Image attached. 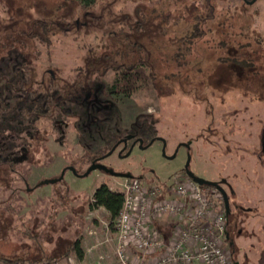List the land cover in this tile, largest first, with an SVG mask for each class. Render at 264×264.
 Returning a JSON list of instances; mask_svg holds the SVG:
<instances>
[{"label":"rangeland","instance_id":"374dc122","mask_svg":"<svg viewBox=\"0 0 264 264\" xmlns=\"http://www.w3.org/2000/svg\"><path fill=\"white\" fill-rule=\"evenodd\" d=\"M212 2L221 22L236 24L253 39L264 41V0L253 5L241 0ZM202 11L203 0H98L89 11H82L73 0H0V44L13 43L22 50L20 55L31 61L28 69H33V82L42 78L48 82L47 67L62 69L63 79L71 81L81 66L87 74L79 83L95 86L96 69L103 71L106 66L140 58L146 60L148 72L174 76L169 80L158 77L155 84L126 97L110 93L117 73L107 71L101 75V102H95L96 110L81 120L82 108L66 104L74 117L65 116L63 124H69L62 145L57 143L52 123L44 120L46 135L29 140L33 148L30 164L21 160L12 169L11 156L22 142L0 144V264L7 259L39 263L50 257L57 259L52 264H98L101 255L106 264H117L112 238L116 223L104 208L92 210L90 203L100 185L121 192L129 180L100 171L77 177L68 167L83 174L91 164L84 156L95 159L107 154L128 134H137L146 142L160 136L167 141L170 155L178 143L192 141L191 173L226 182L222 187L232 211L227 215L226 240L232 233L234 245L225 241V250L236 264H264V50L258 45L262 53H250L244 41L247 57L240 65L239 57L227 54L217 37L195 46L181 43V38L192 33V17ZM37 20L51 25L49 48L26 35L35 30L44 34L41 28L35 29ZM216 24H211L213 33L218 31ZM128 38L137 45L131 47ZM9 49L0 52V58L6 56L1 68L9 59H17V48ZM176 55L183 59L181 66L175 62ZM40 104L38 112L44 114ZM187 160L185 150L167 159L162 144L156 142L148 149L135 148L123 158L116 151L103 163L115 172L132 173L137 180L145 176L147 181L142 184L163 187L191 179L184 173ZM51 180L56 182L46 183ZM217 192L210 199L220 194L219 204L225 211L223 196ZM169 222L174 221H158L159 225ZM162 232L166 238L167 232ZM107 236V243L88 253L97 239L104 242ZM78 239L84 259L79 261L75 254L63 257ZM163 252L152 255L148 264L156 263ZM129 254L134 264H141L133 247Z\"/></svg>","mask_w":264,"mask_h":264},{"label":"trees","instance_id":"16d2710c","mask_svg":"<svg viewBox=\"0 0 264 264\" xmlns=\"http://www.w3.org/2000/svg\"><path fill=\"white\" fill-rule=\"evenodd\" d=\"M73 1L78 4V7L82 11H89L98 4V0ZM212 1L213 0H203L204 11H202V13H197L192 17V33L187 37L181 38L179 41L181 43L186 42L189 44V46H195L198 45L201 40L209 42L213 37H217L223 41L222 47L224 46V49L226 50L225 52H228L227 54H234L236 57H239L236 61L239 62L240 65L244 63V61L241 59L247 57L245 54H243V49H245L246 46H242V43L247 41V48H249L250 53L259 56L262 52L260 51L258 45L263 47L264 50L263 39H253V37L248 33L247 29H245L246 31L242 32V30L237 28L236 24L230 22H221L219 20V14L216 12L217 9ZM241 1L245 3V0ZM214 22L217 23L216 27L218 28V31H214L213 33L214 29H212L211 24ZM33 24L35 29L41 28V32L44 34L40 35L35 30L34 32L27 33L26 35L36 38L40 44L46 45L47 48H49L51 45V40L48 38V28H51V25L47 23L46 20H37ZM127 41H129L128 43L131 47L137 45V42L134 40L128 38ZM0 45H2L0 47V52L4 51L6 48H10L9 52L17 48L15 50L17 59L11 58L9 59L10 63L9 61L7 62V66L2 68L0 67V144L3 146L9 142L11 145H13V142H22L21 145L15 148V152L13 151L14 154L11 156L10 167L12 169H14V166H18L19 163H21V160H23V163L30 164V157L32 155L33 148L31 146V141L29 140L34 139L35 137L38 138L39 135H46V132L43 133L42 130L44 120H49L52 123V128L55 129L56 133L58 134V136H56L57 143L60 145L63 144L62 141H65L67 136L65 126L69 124H63L65 123V116L67 115L66 117L71 118L74 117L68 106H66L67 103L71 102V104L76 105V107L82 108V115L79 117L81 120L83 115H86L87 117L88 114L86 113L96 110L94 108L95 102H101L100 98L98 97L101 90V75H104V73L107 71L114 70L117 73L113 85L110 88V93L113 95H124L126 97H131L135 92L141 90L150 83L155 84L158 77H164L168 80L174 77L171 76V74L165 77L166 75L160 76L154 72H148L147 69L149 66L146 60L140 58L139 60L126 65L106 66L104 67L103 71L96 69V75L94 78L96 83L95 86L90 85L89 83H79L80 79L87 74V69H83L81 66H79V71L75 72L76 74H74L75 76L71 81L63 79L64 71L62 69H51L47 67V69H43L48 71V82H45L43 78L39 82L38 80H34L33 82V78H31L34 76L31 71L33 69H28L31 61L20 55L22 50H20L19 47H13L15 45L13 43H1ZM176 56L175 62H178L180 64L179 65L177 63L178 66H181L183 59H181V55ZM5 57V55L1 56L0 63L4 61ZM105 61H111V59L105 58ZM57 89H59V91ZM58 92H60V94L55 97L54 94ZM41 99H47L46 101L48 104L43 106L44 101ZM39 101H41L40 105L44 107L42 108V110L44 109V114H42L43 112H38V109L40 108L38 107L37 102ZM68 111L69 113H67ZM65 121L67 122L66 119ZM20 152L21 156L15 155L16 153ZM84 157L89 162L94 160V158H91L93 156L90 155H86ZM25 185L27 187L28 183L26 182ZM123 204L124 194L120 191L112 190L107 184L104 183L95 190L90 203V208L92 210L104 208L109 215L110 221H114L122 210ZM167 224L168 225H159L158 222L156 223L160 231L162 230L167 232L166 238L168 237L171 229H173L174 222H169ZM163 226H169L168 230H163ZM69 254H75L79 261L84 259L85 253L79 239L72 244V247L64 252L63 257ZM54 260H57L56 257L45 259V263L43 259L40 260L39 263L7 259L6 264H52Z\"/></svg>","mask_w":264,"mask_h":264},{"label":"built area","instance_id":"2783aa9c","mask_svg":"<svg viewBox=\"0 0 264 264\" xmlns=\"http://www.w3.org/2000/svg\"><path fill=\"white\" fill-rule=\"evenodd\" d=\"M121 192L124 204L112 223L115 225L117 264H134L129 249L139 253V263L148 264V259L161 251L163 255L154 264H236L224 248L228 216L221 210L217 190L208 191L193 179L163 187L145 185L137 179H128ZM174 220L172 238L162 237L155 224L162 219ZM104 242L97 243L87 251L91 254ZM100 256L98 264H106ZM60 264V263H54ZM70 264H73L72 262Z\"/></svg>","mask_w":264,"mask_h":264},{"label":"water","instance_id":"95a60500","mask_svg":"<svg viewBox=\"0 0 264 264\" xmlns=\"http://www.w3.org/2000/svg\"><path fill=\"white\" fill-rule=\"evenodd\" d=\"M256 1L257 0H245V2L248 3L249 5H253ZM132 138H133L132 135H128L126 138L121 140L118 144H120L121 142H124L125 144H127V141L132 139ZM153 142H154V140H152L151 143L146 146V148L150 147L153 144ZM164 142H165V140H164ZM139 143H140V149H143V140L140 139ZM180 147H181V145H179L177 147V150L175 151V153L171 157H169V159L176 158L178 150H179ZM115 148L113 150H111L109 153H107L105 156H103V158H106L109 155H111L113 153V151L115 150ZM132 149H133V147L126 154V156L130 155V153L132 152ZM162 154H163L164 157L167 156V154H166V146L163 147ZM190 160H191V155L188 156V160H187V163H186L185 168H184L186 173H187V175L191 179H193L195 182H197L199 185H201V186H207V187H211V188L217 189L223 196L225 212H226L227 215H230L231 208H230L229 196H228L227 191L222 187V184L218 183V182H212V181L206 180L204 178L196 177L195 175H193L191 173V171L189 170ZM68 169L71 172H73V174L76 175L77 177H86L89 174H91L92 172L102 169V165L99 164V163H96V161H94L83 174H78L74 167H68ZM106 172H111V170L110 169H106ZM62 173H63L62 175H64L66 173V169L63 170ZM112 176L118 177V178H125V179H134V176H133L132 173H120V172L112 171ZM47 182H51L52 183V182H56V181L51 180V181H46V183Z\"/></svg>","mask_w":264,"mask_h":264},{"label":"flooded vegetation","instance_id":"af4514ba","mask_svg":"<svg viewBox=\"0 0 264 264\" xmlns=\"http://www.w3.org/2000/svg\"><path fill=\"white\" fill-rule=\"evenodd\" d=\"M38 82H39V81H38ZM37 98H38V96H37ZM39 98H40V95H39ZM39 98H38V99H39ZM128 135H132L133 138L130 139V140H128V141H127V144H125L124 142H121L120 144H118L121 140H123L124 138H126ZM128 135H126L124 138H121L120 140H118V141L114 144V146L111 148V150H113L115 147H116V148H115V150L113 151L112 154H115V152L118 151V155H119V157L123 158V157L126 156V154L130 151V149H131L132 147H133L132 151H133L135 148H139V149H140V143H139V141H140V139H142V140H143V150L149 148V147L146 148V146H147L148 144H150L152 140H154L153 144L156 143V142H160V143L162 144V150H163V147L166 146V154H167L166 158H167V159H169V157H171V156L175 153V151L177 150V147H178L179 145H181V147L179 148L177 155H178L179 152L182 151V150H185L188 156H189V155H192V148H193V147H192V144H193V143H192V141H190V140L187 141V142H180V143H178L177 146H176V148L174 149V151H173L172 154L170 155V154H168V144H167V141L164 142V139H163L162 137H160V136H154V137L151 138L148 142H146L145 139L139 137L137 134H128ZM117 144H118V145H117ZM153 144H152V145H153ZM152 145H151V146H152ZM105 155H106V154H102L101 156L96 157L94 160L91 161V164H92L94 161H96V163H99V164L102 165V169H100V170H96V171H100V172H103V173H105V174H109V175L112 176V171H113V170L110 169V168H108V167L103 163V161L105 160V158H103V156H105ZM102 158H103V159H102ZM91 164H90V165H91ZM70 167H71V166H70ZM106 169H110L111 172H106ZM76 171H77V170H76ZM68 172H71V171L69 170ZM77 173H78V174H81V173H79L78 171H77ZM120 173H129V172H120ZM184 173L187 175L185 169H184ZM75 176H76V175H75ZM133 176H134V179H137L135 175H133ZM138 177H139V178H138L139 181H147V180L145 179V176H138ZM223 182H224V183H223L222 185L225 186V185H226V182H225V181H223ZM230 214H232V211H231ZM229 216H230V215H229ZM229 216H228V222H229ZM226 242H227L228 245L231 246V247L234 245V237L232 236V233H229V234H228Z\"/></svg>","mask_w":264,"mask_h":264},{"label":"crops","instance_id":"0c3cea01","mask_svg":"<svg viewBox=\"0 0 264 264\" xmlns=\"http://www.w3.org/2000/svg\"><path fill=\"white\" fill-rule=\"evenodd\" d=\"M168 227H169V226H166V227L164 226V227H163V230H164V229L168 230ZM172 230H173V229H171V231L169 230L170 232H169L168 237H167L168 240H170V239L172 238Z\"/></svg>","mask_w":264,"mask_h":264}]
</instances>
